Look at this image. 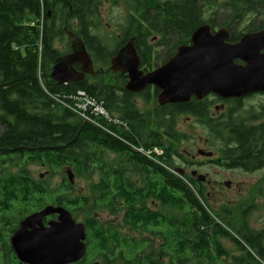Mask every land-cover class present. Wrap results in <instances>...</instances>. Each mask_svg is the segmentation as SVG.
Instances as JSON below:
<instances>
[{
  "label": "trees",
  "instance_id": "1",
  "mask_svg": "<svg viewBox=\"0 0 264 264\" xmlns=\"http://www.w3.org/2000/svg\"><path fill=\"white\" fill-rule=\"evenodd\" d=\"M69 1L73 0H0V212L31 201L44 207L45 197L54 193L56 205L73 213L85 211L88 241L100 264H166L165 259L168 264H264V228L251 227L247 217L251 207L243 212L234 234L213 217L205 186L168 168L178 154L175 147L186 138L177 129L180 115L200 117L213 132L206 101L156 106V112L168 117L166 147L167 134L150 131L148 117L122 86L100 82L47 86L43 81L48 61L59 53L53 48L57 29L48 14L54 13L56 3L68 6ZM80 1L77 9L84 7ZM216 1L180 0L166 11L158 9L155 24L166 35L187 37L203 22L205 6ZM225 6L230 16L241 18L258 15L264 0H235ZM79 17L83 22V15ZM79 90L101 101L114 119L83 116L68 107ZM239 123L229 136L224 135L225 124L220 128L225 146L221 159L224 165L252 170L264 161V147L254 146V134ZM156 147L169 152L163 157ZM30 163L45 164L52 173L64 166L73 167L78 175L97 171L100 180L92 185V198L70 197L74 187L69 178L50 191L45 180L31 174ZM7 164L17 170H9ZM99 209L113 214L124 210V222L135 231L152 233V238L134 239L101 224L96 217ZM217 237L229 238L242 254L230 255ZM154 239L159 240L157 246Z\"/></svg>",
  "mask_w": 264,
  "mask_h": 264
},
{
  "label": "flooded vegetation",
  "instance_id": "2",
  "mask_svg": "<svg viewBox=\"0 0 264 264\" xmlns=\"http://www.w3.org/2000/svg\"><path fill=\"white\" fill-rule=\"evenodd\" d=\"M179 1L180 0H83L80 1L83 2L82 5L84 7L81 8L83 10L77 9L76 5L79 4L77 0L69 1L68 6H64L63 3L58 2L54 6V13L52 14L51 12L48 15L51 19H54V27L57 29V34L53 37V48L57 49L59 53L53 60L48 61L47 66L58 57L72 53L73 36H79L83 40L92 58L93 72L87 74L82 82L77 84L88 83L91 85L100 82L101 85L105 86H122L126 92L131 94L132 101L136 106L148 117L150 131L156 129V132H161L160 134H162V136L167 134L163 137L166 140V147H168V117H164L155 111L156 106H164L159 105L157 100L161 91L155 85H149L139 92L127 91L125 87L129 81V76L126 72L122 71L124 67L123 64L116 69L113 68L115 67L113 60L118 57L121 51L125 50L128 44H131L134 46L140 58L139 70L148 73L168 62V60L178 52L180 46L192 45L193 33L204 24L210 26L212 33L222 28L227 29L229 31L227 42L230 44L239 42L247 33L258 32L264 29V14L261 12L258 15L249 14L241 18L233 15L230 16V14L229 16H224L223 9L226 6H222L215 11L219 13V15L216 14L208 20L203 17V22L196 26L187 37H185L186 35L184 34H174L173 37L166 35L160 28L161 26L155 24L154 13L157 12L158 9L166 11ZM153 2H156V4ZM226 4L232 5L233 2H228ZM80 14L84 17L83 22L79 17ZM220 15H223V17H220ZM218 16L219 19L222 20L219 21ZM61 21L63 22L62 26L59 25ZM61 33H66L68 36L67 48L64 51H60L54 46L55 40L60 37ZM235 61L237 63H243L241 60ZM74 67L80 69L83 65L78 63L75 64ZM146 94H149V101L145 102L144 98L147 96ZM193 99L200 102H207V115L214 127L213 132L212 130L209 131L221 144L219 147V157H214L215 152L213 151H211L213 152L211 157L202 155L198 151L199 155L213 160L214 164L226 169H240L247 173H254L264 168V164L261 165L264 161L258 163L255 169L252 170L245 169L242 166L224 165V161L221 159L222 150L225 147L223 144L224 139L219 136V134L223 135L220 128L223 127L224 124L226 125V128L223 130L225 133L224 135L229 136L228 133H230L237 124H240V121L247 131L251 132L252 135L254 134L255 137L254 139L252 138L254 146L261 150L264 147V91L252 93L241 98H222L215 93H210L202 99L193 97L190 102L184 103V105L190 104ZM140 102H143V107H141ZM151 102H155L154 110L145 109ZM183 116L192 117L200 125L206 127L200 121V117L190 114L180 115V117ZM160 119L163 120L161 123H155V120ZM145 141L142 142L143 145ZM166 147L161 149V155L163 157L169 152ZM218 160L220 162H218ZM195 166L196 164L191 168V173H188L187 169L184 170L185 174L190 175V177L198 182V176L201 174V171L200 168L193 169ZM194 171H196V174H193ZM204 182H210L207 175ZM53 218H57V216H48L44 221L47 224ZM2 219H4L3 223L5 224L7 222L6 219L4 217H2ZM22 220L23 218L19 221V225ZM0 243H2L0 245V264H25L18 259L11 241H0ZM91 248H93V246L88 241L85 257L74 264H100L101 260L98 258V252H95L94 249L93 252L96 253L97 259L95 255L90 258L93 259L94 262L88 259L90 257Z\"/></svg>",
  "mask_w": 264,
  "mask_h": 264
},
{
  "label": "water",
  "instance_id": "3",
  "mask_svg": "<svg viewBox=\"0 0 264 264\" xmlns=\"http://www.w3.org/2000/svg\"><path fill=\"white\" fill-rule=\"evenodd\" d=\"M228 38L227 29L212 33L210 26L204 24L193 33L192 45L180 46L168 62L153 71L139 70L140 58L131 44L113 60V68L124 65L122 71L129 76L127 91L139 92L155 85L161 91L157 97L161 106L188 103L193 97L202 99L210 93L222 98H241L264 91V29L245 34L237 43H228ZM72 44V53L48 64L47 86L80 83L93 72V61L83 40L74 35ZM78 63L83 67L75 68ZM199 153L213 155L211 151ZM68 169L72 183L74 171ZM174 171L179 176L185 174L183 168ZM205 180V174L198 176V182ZM226 185L230 186V182ZM53 215L57 218L46 224L44 219ZM87 242L86 224L77 221L70 209L56 204H48L26 216L11 236L13 249L25 264L77 263L87 253Z\"/></svg>",
  "mask_w": 264,
  "mask_h": 264
},
{
  "label": "rangeland",
  "instance_id": "4",
  "mask_svg": "<svg viewBox=\"0 0 264 264\" xmlns=\"http://www.w3.org/2000/svg\"><path fill=\"white\" fill-rule=\"evenodd\" d=\"M228 2L234 3L235 0H217L215 3L211 2V4H207L204 8L205 19L208 20L216 14L219 15V13H216L215 11ZM227 9H223L224 16H228L230 14V11ZM261 13L264 14V9ZM220 17H223V15H220ZM220 20L222 19H219V21ZM59 25L62 26L63 22L61 21ZM67 39L68 36L66 33H61L60 37L55 40L54 46L60 51L66 50ZM40 67L42 70V65ZM154 103L155 102H151V104L147 105L145 109L148 108L149 110H154ZM140 105L143 107V102H140ZM114 116L117 117V114L114 113ZM161 121L163 120H155V123H161ZM177 129L181 133L185 134L186 138L175 147L178 154L174 155L171 161L172 167L168 168L173 172H175L174 170L176 168H183L187 169L188 173H191V168L194 164H196L193 169L200 168V173L209 177L210 182H204L202 184L206 188L211 213L215 219L224 222L226 228L232 233L236 234L241 225L243 211L249 210L250 207L251 209L250 212H248L247 217L251 227L256 230L264 228V168L254 173H247L240 169H226L224 167L217 166L214 164L213 160H209L207 157L201 156L198 153L199 150H204L215 152L214 157H219L220 155L219 147L221 144L210 133L207 127L200 125L192 117L189 118L188 116H183L177 119ZM1 131H3L2 126H0V132ZM154 151L158 154L162 153L160 148H155ZM6 167H8L11 171L17 170L16 167L9 164H7ZM27 167L35 179H43L47 182L50 191L58 187L64 181L65 177L68 178L67 171L69 170L68 168H70V166H64L59 169H55V172L52 173L51 169L45 164L30 163ZM72 170L74 171L72 182L74 188L70 193V197L82 195L92 198V185L100 180L99 172L95 171L90 174L78 175L73 167H71V171ZM227 181L230 182L229 187L226 185ZM53 194L54 193H49L43 202L55 204L53 203ZM37 203L38 202L31 201L22 205L15 204L9 211L0 212V217H4L8 223L4 224L0 220L1 242L11 241L13 233L10 231L13 227H17L19 225L18 223L21 218L24 219L32 212L43 208H39V204ZM123 214L124 210L122 209H120V211L116 214L111 213L107 209H99L96 217L100 220L101 224L105 226H112L116 230L134 239H140L142 237L152 238V233L148 231L138 232L131 229L124 222ZM73 215L78 221L84 222L85 211L83 209L77 213H73ZM209 231L212 234V237H215V230L209 228ZM217 239L230 255L233 256L242 254L237 251L236 245L229 238L217 237ZM89 243L91 244L90 241ZM154 243L157 246L159 244V240L154 239ZM1 244L2 243H0V245ZM92 252L93 248L90 249V257L88 259L91 262H94V260L90 258L95 255V258L97 259V255L95 253L96 251ZM165 263L168 264L167 259H165Z\"/></svg>",
  "mask_w": 264,
  "mask_h": 264
},
{
  "label": "built area",
  "instance_id": "5",
  "mask_svg": "<svg viewBox=\"0 0 264 264\" xmlns=\"http://www.w3.org/2000/svg\"><path fill=\"white\" fill-rule=\"evenodd\" d=\"M73 111L81 113V115H102L109 121L114 118L109 111L102 105L101 101L89 96L85 91L79 90L73 96L72 102L67 104Z\"/></svg>",
  "mask_w": 264,
  "mask_h": 264
}]
</instances>
